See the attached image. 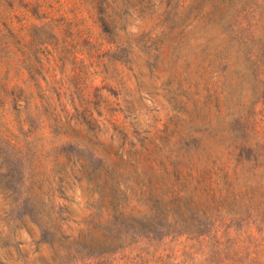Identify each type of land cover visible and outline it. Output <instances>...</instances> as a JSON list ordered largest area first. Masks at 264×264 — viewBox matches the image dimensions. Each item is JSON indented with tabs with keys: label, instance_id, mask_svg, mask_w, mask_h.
Instances as JSON below:
<instances>
[{
	"label": "rangeland",
	"instance_id": "374dc122",
	"mask_svg": "<svg viewBox=\"0 0 264 264\" xmlns=\"http://www.w3.org/2000/svg\"><path fill=\"white\" fill-rule=\"evenodd\" d=\"M0 264H264V0H0Z\"/></svg>",
	"mask_w": 264,
	"mask_h": 264
},
{
	"label": "trees",
	"instance_id": "16d2710c",
	"mask_svg": "<svg viewBox=\"0 0 264 264\" xmlns=\"http://www.w3.org/2000/svg\"><path fill=\"white\" fill-rule=\"evenodd\" d=\"M4 165H7V164H4ZM6 167L7 166H5V167L3 166V168H1L2 173L6 172L5 171ZM12 175H10V173H9L6 176H3V178H2L3 182H7V184H6L7 186H5L4 194L7 196L8 199L12 200L13 204L22 203L23 201H26L27 195H28V190H29V189H26L27 188V186L25 185L26 181L34 182L35 177L34 176H31L32 178L28 177V180H24L23 182H21L19 180L16 181L14 176H12ZM186 178H188V177H186ZM186 178L181 183L179 189H177V190L171 189L170 191H168L166 193L168 195L164 196V197H167V198L169 197L171 200H174L175 203H180L185 198H186L187 202L197 200V202H195V203L198 205V208H207L208 209V208H211L215 204L216 209L220 213H223L222 208H223V205L225 204L226 200L229 199V197H231V196L235 197V195L233 194L234 193L233 190L236 187L235 184H237L236 179L233 177H229L228 175H225L223 179H221V178L218 179V182H217L218 189H213L211 186H209L210 190L208 189V190L204 191V193H207V194H209L210 192L215 193L213 196V201L210 202L209 204L202 202L203 201L202 198H196V196H194L193 194H188L189 193L188 186H190L194 182L196 184L198 181V185H200V186L202 184H205V183L208 184L206 177H200V178H197V180H193L191 182H187L188 179H186ZM177 181H180V180H177ZM222 181H224V182H222ZM62 182H63V180H61V183ZM19 183L23 185L22 188H19ZM176 187H178V186H176ZM203 187L204 186H202V188ZM203 190H205V189H203ZM193 192H195V189L193 190ZM217 195H219V196H217ZM117 197L118 196L116 194H113L114 199H116ZM218 198L220 201L217 202ZM205 200H208V198H206ZM127 201L128 200L126 199V202ZM154 201H155L154 202L155 207H157V206H159V204L161 202L165 201V199L160 198V197H155ZM126 202H124V203H126ZM155 207H154V210L157 211L158 207L156 209H155ZM177 207H179V206H177ZM121 208H123V207H121ZM114 210H116V208H114ZM26 216L28 217L29 215L25 212L22 215V217H26Z\"/></svg>",
	"mask_w": 264,
	"mask_h": 264
}]
</instances>
